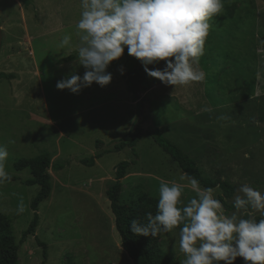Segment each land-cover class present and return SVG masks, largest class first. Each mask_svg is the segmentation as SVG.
<instances>
[{
  "label": "rangeland",
  "instance_id": "1",
  "mask_svg": "<svg viewBox=\"0 0 264 264\" xmlns=\"http://www.w3.org/2000/svg\"><path fill=\"white\" fill-rule=\"evenodd\" d=\"M81 11L80 0H33L28 8L19 0H0V71L15 76L0 77V144L9 153L7 172L19 178L0 184V219L10 221L20 243L17 264H134L122 248L107 195L116 166L135 161L122 180L121 202L129 207L137 206L145 193L159 199L162 181L185 186L181 206L195 196L187 179L180 180L185 173L179 164L155 142L156 128L208 176L233 184L229 204L243 195V184L264 193V0H223L222 11L209 20L204 54L198 59L203 81L175 87L147 75L138 99L128 83L138 59L127 48L109 65L113 78L107 86L93 82L78 94L56 87L70 74L82 77L86 71L74 46L59 47L65 34H71L73 45L78 43ZM165 66L161 61L159 69ZM138 123L145 135L136 146L137 156L131 149L113 151ZM61 132L65 137L59 144L75 149L79 159L52 161L63 168L50 169L51 197L40 204L36 234L22 242L40 186L24 184L30 170L17 171L14 163L45 150L57 155ZM95 152L103 154L96 159L99 164L80 162ZM214 195L220 200L223 191L214 188ZM21 198L26 210L18 214ZM223 209L226 215L245 218L244 211ZM257 217L264 218L253 210L250 218ZM179 233L177 226L150 236L148 247H158L182 264L186 257ZM37 238L47 243V258ZM234 264L245 261L238 257Z\"/></svg>",
  "mask_w": 264,
  "mask_h": 264
},
{
  "label": "clouds",
  "instance_id": "2",
  "mask_svg": "<svg viewBox=\"0 0 264 264\" xmlns=\"http://www.w3.org/2000/svg\"><path fill=\"white\" fill-rule=\"evenodd\" d=\"M81 14L76 24L78 43L65 34L59 47L76 48L78 63L86 71L70 74L57 82L59 90L78 94L93 82L101 87L112 81L109 65L128 54L141 61L149 76L167 85H188L205 79L198 65L209 34V20L223 9V0H80ZM165 62L163 69L149 65ZM123 74V69H121ZM6 145L0 144V184L11 180L6 170ZM187 179L195 196L181 206L185 186L176 181L161 182L157 212L147 213L146 221L133 219L130 230L136 235L156 237L180 226L179 248L185 254L182 264H264V218H238L226 215L212 187L201 188L194 176ZM234 200L236 210L251 208L264 216V193L243 184ZM23 198L17 213H23Z\"/></svg>",
  "mask_w": 264,
  "mask_h": 264
},
{
  "label": "trees",
  "instance_id": "3",
  "mask_svg": "<svg viewBox=\"0 0 264 264\" xmlns=\"http://www.w3.org/2000/svg\"><path fill=\"white\" fill-rule=\"evenodd\" d=\"M28 8L33 0H19ZM161 65V61L149 65L152 69H157ZM148 75L140 60L133 67L129 73L128 83L130 84L131 91L136 95L137 99L141 95V84L145 77ZM2 78H15L13 74H7L0 71ZM155 142L167 152L181 167L185 174L194 176L199 184L203 187L220 188L223 195L220 196V201L227 212L236 210L234 204H229L227 199L234 196L235 188L233 184L222 178H214L208 176L201 167L198 166L196 161L181 149L176 143L168 139L161 133L159 129L152 131ZM145 133L143 127L138 123L133 130L126 134L119 142L115 143L112 150L122 151L131 149L134 156H137L136 146L143 139ZM99 144V143H98ZM102 153H97L92 158L82 159L80 162L93 166L96 159L102 157ZM135 161H122L116 166V178L110 184L107 195L111 202V209L115 215L116 229L121 236L122 248L133 259L134 264H180L178 260L165 253L158 247H148L147 241L150 236L136 235L131 232L130 224L133 219L140 222L146 221L147 213L151 212L153 215L157 212L158 198L152 197L149 194H142L138 199L137 206L129 207L121 202L122 180L126 177L127 171L131 164ZM14 168L17 171L30 170L31 177L24 180L23 183L28 186L39 185L40 191L33 199L31 207L34 211V218L29 228L24 232L22 242H25L30 235H35L40 222L39 207L42 202L49 199L52 194V175L50 169L58 171L63 168L61 164L52 162V155L49 151L45 150L40 155L33 158L21 159L14 163ZM19 179L17 176H11V181ZM139 208L138 214L135 213ZM244 211L245 219L250 218V213L253 211L250 207L241 209ZM263 217H257L256 220ZM164 232H161V235ZM37 241L44 249V256H48L47 243L39 240ZM20 243L16 242L14 229L10 221L6 217L0 219V264H17L19 257Z\"/></svg>",
  "mask_w": 264,
  "mask_h": 264
},
{
  "label": "crops",
  "instance_id": "4",
  "mask_svg": "<svg viewBox=\"0 0 264 264\" xmlns=\"http://www.w3.org/2000/svg\"><path fill=\"white\" fill-rule=\"evenodd\" d=\"M8 74H10V73H8ZM58 130H59V127H58ZM60 136L61 137L59 138V135H58V138L56 139V149H55V151H58L57 152V155H54L53 153H51V155H52V161L57 160V159H59V160L60 159H63V160L64 159H67V160H69L70 158L73 159V160L77 159L78 158V155L76 154L75 149L71 150L72 148H69L68 146L63 147L61 145V143L59 144V141L61 142V140L65 137V133L64 132H61ZM93 140L95 141V144H96V141L97 140L95 138ZM95 153L97 154V152H95ZM95 163L96 164H99L97 160H96Z\"/></svg>",
  "mask_w": 264,
  "mask_h": 264
}]
</instances>
